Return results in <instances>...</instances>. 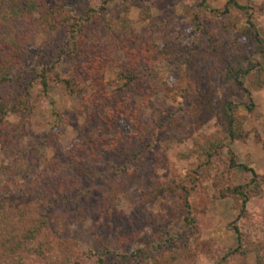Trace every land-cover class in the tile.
Instances as JSON below:
<instances>
[{
	"label": "rangeland",
	"instance_id": "1",
	"mask_svg": "<svg viewBox=\"0 0 264 264\" xmlns=\"http://www.w3.org/2000/svg\"><path fill=\"white\" fill-rule=\"evenodd\" d=\"M228 1L113 0L105 16L122 23L123 31L120 36H109L102 27L101 40L105 43L111 38L117 43L145 36L159 45L161 53L154 61L150 84L161 85L164 91L150 98L142 119L147 122L156 114L164 126L159 132L158 128L148 131L149 151L143 158L137 157L139 167L125 181L99 183L97 179L94 188L89 176L73 177L69 182L76 184L67 193L55 198L51 192L46 194L52 204L40 207L39 211L50 218L48 233L54 236L60 256L69 255L94 264V253L103 251V264H214L217 253L236 246L232 224L238 216V202L228 189L249 182L251 173L243 166L264 174V77L255 79L252 75L242 86L226 78L225 58L232 47L234 28L245 16L235 9L221 15ZM236 1L248 7L264 38V0ZM46 2L52 4L54 0ZM65 2L70 4L69 8L101 4V0ZM53 44L37 35L21 57L23 67L54 64L59 75L66 78L70 67L58 58L57 47L50 49ZM112 58L124 61L123 53L117 49ZM185 71L191 73L192 79ZM116 72L114 66L107 67L105 80L112 82ZM192 82L193 91L185 92L183 87ZM49 83L45 93L40 83L34 82L31 97L35 108L20 141L24 150L22 163L39 171L43 165L40 159L34 165L29 162L41 155L37 152L41 144L48 142V156L56 152L65 156L63 153L83 142L86 133L85 115L79 110L81 95L68 93L53 75ZM89 93L87 89L85 95ZM224 100L235 105V117L244 139L227 138L220 117ZM173 113L176 121L171 120ZM7 120L12 124L19 122L14 114H8ZM210 141L222 145L212 149ZM207 151L212 154L207 155ZM14 158L0 147V168L12 166ZM46 180L42 178L39 183ZM51 182L53 192L57 193L58 186ZM29 183L30 179L0 174V189L10 192L11 197L18 196ZM89 188H94L93 193L89 194ZM183 189L191 193L192 217L198 230L194 238L188 235L183 220ZM220 191L227 195L222 197ZM113 194L118 195V200ZM247 213L239 221L243 235L247 238L263 234L264 185L261 194L247 202ZM170 236L168 241L166 237ZM237 260L250 264L254 258L247 255Z\"/></svg>",
	"mask_w": 264,
	"mask_h": 264
},
{
	"label": "trees",
	"instance_id": "2",
	"mask_svg": "<svg viewBox=\"0 0 264 264\" xmlns=\"http://www.w3.org/2000/svg\"><path fill=\"white\" fill-rule=\"evenodd\" d=\"M112 2L101 0L99 7L77 5L69 8L70 4L65 0H54L52 4L46 0H0V147L15 156L13 165L1 167L0 174L30 179L24 191L20 190L16 197L0 189V264H89L77 257L60 256L54 245V236L50 237L48 233L50 218L42 216L39 211L40 207L52 204L46 194L51 192V197L55 198L67 193L69 187L76 184L69 182L73 177L86 179L89 176L94 188L97 179L99 183L101 180L125 181L139 167L137 157L143 158L149 151L148 131L163 129L164 121L159 115H152L147 122L142 119L150 98L164 91L161 85L150 84L154 61L161 49L145 36L126 41L121 39L117 43L109 38L103 43L100 28L103 27L109 36H120L123 31L122 23L112 22L105 16ZM247 8L236 0H229L220 12L224 16L235 9L245 14L243 22L234 28L232 47L225 58L226 78L240 86L252 75L255 79H260V75L264 77V38ZM212 11L218 13L216 9ZM196 27L201 29L199 25ZM37 35H43L48 43H55L49 46L50 49L57 47L58 58L70 67L66 78L59 75L54 64L40 68L23 67L21 57ZM115 49L123 53L124 61L112 58ZM109 66L117 69L112 82L104 77ZM185 72L192 79L191 73ZM51 75L64 84L68 93L81 95L79 110L85 115L86 133L83 142L72 151L63 153L65 156L58 152L48 156V142L41 144L37 148L41 155L29 162L34 165L40 159L43 165L39 171L35 166L28 167L22 163L24 150L20 141L35 108L31 97L34 82H39L47 93ZM193 86L192 82L183 90L192 92ZM87 89L90 93L85 95ZM235 108L231 101L224 100L220 110L226 136L230 140L244 139L245 135L235 117ZM8 114L18 116L19 122H8ZM171 117L176 121L175 113ZM57 119L62 117L57 116ZM221 145V142L210 141L209 148ZM262 150L264 154V139ZM207 152V155L212 154ZM243 167L251 173L249 182L228 189L238 202V216L232 224L236 246L217 253L214 264H247L237 260L247 255H253L254 260L250 264H264V232L246 238L239 225V221L248 215L249 199L262 192L264 174L248 166ZM65 174L67 176L62 178ZM42 178L47 179L43 184L39 183ZM50 179L58 186L57 193L53 192L54 186L48 182ZM94 188L88 189L89 194ZM182 191L181 199L186 210L183 220L188 235L194 238L198 230L192 217L191 193L187 189ZM220 193L222 197L227 195L223 191ZM113 196L118 198V195ZM171 238L166 237L168 241ZM105 254L103 251L95 252L94 264H103Z\"/></svg>",
	"mask_w": 264,
	"mask_h": 264
}]
</instances>
